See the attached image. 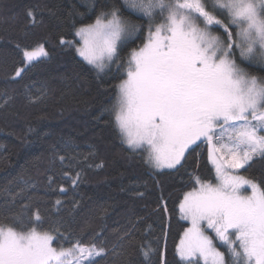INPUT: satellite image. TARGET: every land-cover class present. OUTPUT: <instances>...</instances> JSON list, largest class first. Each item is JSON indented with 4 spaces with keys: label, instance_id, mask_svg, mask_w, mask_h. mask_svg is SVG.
I'll list each match as a JSON object with an SVG mask.
<instances>
[{
    "label": "snow or ice",
    "instance_id": "1",
    "mask_svg": "<svg viewBox=\"0 0 264 264\" xmlns=\"http://www.w3.org/2000/svg\"><path fill=\"white\" fill-rule=\"evenodd\" d=\"M84 7L77 13L78 40L59 43L74 47L98 77L113 67L121 73L103 110L121 143L153 172L177 173L207 146L214 180L189 174L190 190L178 202L180 218L188 222L177 246L180 259L264 264V182L239 171L264 162V0H86ZM26 17L34 26V10ZM13 51L19 61L10 80L17 83L49 55L43 43H16ZM31 87L26 84L25 93ZM2 95L6 107L13 97ZM35 186L21 176L3 189L8 199L0 210V264H101L96 257L123 255L113 250L124 249L129 232L112 248L95 237L87 245L53 246L56 237L40 211H25L32 201L27 190ZM141 251L148 258L152 249L141 245Z\"/></svg>",
    "mask_w": 264,
    "mask_h": 264
},
{
    "label": "trees",
    "instance_id": "2",
    "mask_svg": "<svg viewBox=\"0 0 264 264\" xmlns=\"http://www.w3.org/2000/svg\"><path fill=\"white\" fill-rule=\"evenodd\" d=\"M85 3L0 0V210L8 199L3 189L22 176L36 185L27 190L32 201L25 211H40L45 229H53L56 237L53 246L69 247L76 241L87 245L95 237L97 244L103 238L112 248L129 232L124 249L113 250L123 255L95 259L101 264L116 259L128 264H185L177 246L188 223L180 218L178 202L190 190L189 174L214 180L207 146L197 149L177 173L153 172L121 143L111 116L103 111L114 98L121 73L113 67L98 77L73 47L59 43L61 38L75 40V28L82 22L77 13L85 11ZM29 9L34 10V26L26 17ZM16 43H43L49 53L19 83L10 80L19 61L13 51ZM121 55L126 60L128 49ZM26 84L32 85L27 93ZM5 92L13 97L6 107ZM240 173L264 182V162L257 159ZM141 245L151 247L148 258Z\"/></svg>",
    "mask_w": 264,
    "mask_h": 264
},
{
    "label": "rangeland",
    "instance_id": "3",
    "mask_svg": "<svg viewBox=\"0 0 264 264\" xmlns=\"http://www.w3.org/2000/svg\"><path fill=\"white\" fill-rule=\"evenodd\" d=\"M146 35H147V31H146V33H145V36H144V39H145V37H146ZM75 40H78V37H76L75 38ZM68 41H73V40H68ZM67 42V41H66ZM74 48V47H73ZM75 49V48H74ZM76 52V51H75ZM77 53V52H76ZM77 55L79 56V54L77 53ZM80 57V56H79ZM82 58V57H81ZM83 59V58H82ZM214 171V170H213ZM240 171V170H239ZM214 175H215V173H214ZM247 194H251L250 193V189L249 190H247ZM185 221V220H184ZM187 222V221H186ZM188 223V222H187ZM179 256V255H178ZM180 258V257H179ZM182 261V260H181ZM185 264H187V261H183ZM201 264H203V262L201 261Z\"/></svg>",
    "mask_w": 264,
    "mask_h": 264
}]
</instances>
